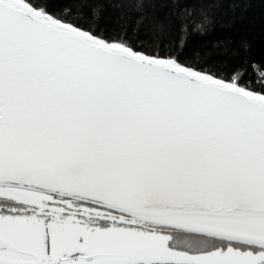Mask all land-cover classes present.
<instances>
[{
	"label": "snow or ice",
	"instance_id": "obj_1",
	"mask_svg": "<svg viewBox=\"0 0 264 264\" xmlns=\"http://www.w3.org/2000/svg\"><path fill=\"white\" fill-rule=\"evenodd\" d=\"M217 3L0 0V264H264V55Z\"/></svg>",
	"mask_w": 264,
	"mask_h": 264
},
{
	"label": "trees",
	"instance_id": "obj_2",
	"mask_svg": "<svg viewBox=\"0 0 264 264\" xmlns=\"http://www.w3.org/2000/svg\"><path fill=\"white\" fill-rule=\"evenodd\" d=\"M198 7V5H194ZM214 23L209 28V40L231 33L237 40L246 38L252 43L253 55H264V3L261 0H246L235 7L233 0H218L209 8Z\"/></svg>",
	"mask_w": 264,
	"mask_h": 264
}]
</instances>
